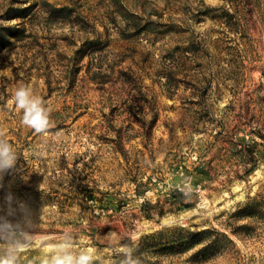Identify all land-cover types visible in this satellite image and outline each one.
Returning a JSON list of instances; mask_svg holds the SVG:
<instances>
[{
	"label": "rangeland",
	"instance_id": "1",
	"mask_svg": "<svg viewBox=\"0 0 264 264\" xmlns=\"http://www.w3.org/2000/svg\"><path fill=\"white\" fill-rule=\"evenodd\" d=\"M0 134V264H264V0H0Z\"/></svg>",
	"mask_w": 264,
	"mask_h": 264
},
{
	"label": "clouds",
	"instance_id": "2",
	"mask_svg": "<svg viewBox=\"0 0 264 264\" xmlns=\"http://www.w3.org/2000/svg\"><path fill=\"white\" fill-rule=\"evenodd\" d=\"M13 102L17 109L22 110L21 123L24 126L33 129L36 133H44L52 126L50 111L45 107L43 100L34 96L27 86H21L15 90ZM15 160L16 155L12 146L6 140L0 139V169L11 167ZM89 261L88 255H81L77 264H89ZM57 264H65V261L58 260Z\"/></svg>",
	"mask_w": 264,
	"mask_h": 264
}]
</instances>
